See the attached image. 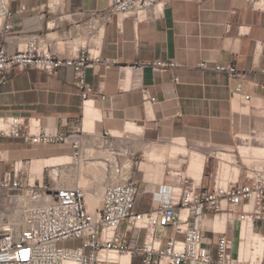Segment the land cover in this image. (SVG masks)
<instances>
[{
    "label": "crops",
    "instance_id": "0c3cea01",
    "mask_svg": "<svg viewBox=\"0 0 264 264\" xmlns=\"http://www.w3.org/2000/svg\"><path fill=\"white\" fill-rule=\"evenodd\" d=\"M111 3L112 0H66L63 8L49 9V0H13L9 20L13 34L6 42L9 50L31 37H39L62 57L75 56L87 46L99 60L87 70V80L94 87L87 106L83 105L72 68L63 66L55 75L26 68L14 70L1 89L0 114L22 116L50 134L81 127L85 150L103 147L110 137L137 160L134 177L140 182V192L136 209L148 211L157 206L154 193L161 185L179 183L178 172L212 187L218 161L214 159L211 165L209 156L190 151L185 142L215 149L225 147L232 152L241 147V153L245 148L242 157L248 161L250 147L245 145L254 138L253 134L264 139V90L259 86L264 82V8H253L251 0H170L160 12L152 9L139 17L115 15L96 40H89L88 24L93 13L109 8ZM155 60H174L180 65L157 72L146 65L141 67ZM202 61L235 65L245 72L242 83L244 91L252 95L251 100L245 102L241 95L232 94L237 79L226 71L200 68ZM136 74L149 86L157 99L155 103L144 104L140 91L128 88ZM122 75L126 77L124 84H120ZM174 77H179V82ZM106 132L110 135L106 136ZM174 139L177 141L173 144H155ZM178 146L185 150L172 152ZM254 149L264 153V147ZM138 151L144 153L142 160L137 157ZM70 153L69 145L0 138V178L16 161L33 160L37 167L55 166L70 158L66 155ZM187 154L190 157L186 169H168L171 164L164 163L170 157ZM194 157L202 162L199 172L191 168ZM52 158L58 161L45 162ZM230 161H224L227 171ZM42 174L35 178H42ZM226 174L221 173L223 177ZM225 222V216L219 215L205 224L223 229ZM238 229L236 223L232 234L235 240ZM258 230L264 236V222L258 224ZM165 233V240L168 236L183 238L171 227ZM207 235L214 236L211 232ZM144 238L143 229L136 239L129 232L136 246H141ZM63 244L77 246L80 242ZM115 263L142 264V255L124 254Z\"/></svg>",
    "mask_w": 264,
    "mask_h": 264
},
{
    "label": "built area",
    "instance_id": "2783aa9c",
    "mask_svg": "<svg viewBox=\"0 0 264 264\" xmlns=\"http://www.w3.org/2000/svg\"><path fill=\"white\" fill-rule=\"evenodd\" d=\"M12 1L0 0V92L14 70L36 68L55 75L61 67L67 66L74 70L83 105L87 106L94 91L87 80V70L94 67L99 58L87 46L75 56L62 57L52 51L46 39L39 37H31L9 50L6 42L13 34L9 22L13 15ZM169 1L112 0L109 8L93 13L88 24L89 40H96L115 15L139 17L152 9L160 12ZM65 4L66 0H49L48 8L60 9ZM251 4L255 9L264 8V0H251ZM144 65L157 72L180 64L174 60H155L141 67ZM199 67L228 72L238 80L231 89L232 94L241 95L245 102L251 100L252 95L244 91L242 83L246 73L235 65H210L202 61ZM125 79L122 75L120 84H124ZM174 81L179 82V77H174ZM259 86L264 90V82ZM128 88L139 90L144 104L157 100L140 74L134 76ZM81 134V127L68 133L50 134L38 124L26 122L22 116L0 114V138L39 145H69L73 149L71 158L76 161L84 158V152L89 150L83 148ZM93 148H103L109 154L104 159L106 183L93 209L87 200L88 188L79 183L60 184L64 168L61 166L66 163L58 165L56 176L55 166L49 170V179L55 185L46 183L43 177L32 182L31 171L19 166L18 161L5 171L0 178V264H65L69 260L77 264L114 263L105 257L108 253L141 254L142 264H264V236L258 230V224L264 222L263 167L247 166L242 174L231 170L230 176L223 178L218 160L212 187L202 186L178 172V184L161 185L154 193L155 208L138 211L140 182L134 177L135 157L128 151L125 153L110 137L103 147H90ZM227 151L225 147H218L214 153L219 159L218 154ZM88 158L86 155L85 159ZM217 215L225 216L223 229H216L213 223L205 224ZM236 223L239 224L238 240L232 235ZM168 227L183 238L168 236L165 240ZM142 229L145 230L143 244L136 246L129 239V232L136 239ZM209 232L214 236L208 237ZM254 236L262 240L261 255H253ZM72 240L80 244H63Z\"/></svg>",
    "mask_w": 264,
    "mask_h": 264
},
{
    "label": "rangeland",
    "instance_id": "374dc122",
    "mask_svg": "<svg viewBox=\"0 0 264 264\" xmlns=\"http://www.w3.org/2000/svg\"><path fill=\"white\" fill-rule=\"evenodd\" d=\"M254 138H251V142L249 144H242L245 146L250 147L249 152H248V161L245 160L244 157H242V153H241V147L240 149H238L237 152H231V151H227L228 154L224 155V159L225 160H233V162H231V166H228V171L227 174L224 178H227L230 176L231 174V170H234V172H236V174L239 173H243L247 170V166H256L257 168L263 167L264 168V153H258V151H256L254 148L255 147H264V139L262 136H257V134H253ZM177 140H166V141H159L156 142L155 144H173L175 143ZM241 144V142H240ZM64 144H56V145H51V146H63ZM153 144H150V146H152ZM185 145L188 147V149L190 151L193 150H197L200 152L205 153L207 156L210 157V164L212 165L213 160L215 159V161L220 160V163L224 162L225 160H221V156L220 154H218L219 159L216 157L215 153L216 149L213 147H200L198 145L195 144H191V143H186ZM149 146V147H150ZM71 148V147H70ZM87 152V154H86ZM73 154V149L71 148V153L70 154H66L69 155L71 157V155ZM143 151H138V159L142 160L143 158ZM65 155V154H63ZM87 157H89L88 159H85ZM108 152L106 150H104L103 148H93V149H89L88 151L84 152V158L76 161V159L74 158H67L64 159L63 161H66V165L61 166L64 167L62 168V179H61V185L65 184V185H75V184H81L84 187L90 189L91 185L89 184V180L91 179L90 177L85 176L86 173L82 170V163H89V162H95V161H105V157H108ZM190 157L189 154L187 155H178L176 157H170L168 158V160L166 162H164L165 164H171L172 167H168V169H172L174 168V166H179L183 169H186L187 167V160ZM262 157V158H259ZM71 160V161H70ZM33 160H19L18 161V165L21 166L23 169H27L29 171H31L30 173V178H34L38 177L39 175L42 174V169H43V174L42 177L44 178V181L50 182V184L55 185L56 183H53L50 181L49 179V170L52 168L51 167H37L36 166V162H32ZM70 161V162H69ZM15 163V162H14ZM163 164V163H161ZM83 166V165H82ZM227 166V165H225ZM103 176L106 177V170H105V164L103 166ZM64 169V171H63ZM92 170V169H91ZM96 174V173H95ZM97 179V178H96ZM95 179V180H96ZM209 180V178H208ZM117 256V255H116ZM122 256V255H121ZM121 256H117V257H121Z\"/></svg>",
    "mask_w": 264,
    "mask_h": 264
},
{
    "label": "bare ground",
    "instance_id": "6f19581e",
    "mask_svg": "<svg viewBox=\"0 0 264 264\" xmlns=\"http://www.w3.org/2000/svg\"><path fill=\"white\" fill-rule=\"evenodd\" d=\"M184 150L185 149L183 147L178 146V147L173 148L172 152H178V151H184ZM245 150L246 149L243 148L242 149V153H245ZM124 152L126 153L127 150H124ZM225 154H228V153L227 152L220 153L221 160H224V155ZM57 161H58V159L52 158V159H47L45 162L48 163V164H54V162H57ZM65 162L66 161L60 162V163L55 165V167H54L55 176H56L57 173H59L60 167L58 165L64 164ZM231 162H233L232 159L230 161V164H231ZM201 163L202 162H201V160L199 158L194 157L191 160V168L194 169L196 172H199L201 170ZM104 164H105V161H95V162H89V163H82L83 166L81 165L82 170L86 173L85 176L88 175V177L91 178L88 181L89 184L91 185V187H90L89 192H88L87 200H88V203H89V205H90V207L92 209L97 205L98 200L101 197V193H102V189L104 187V184L106 183V177L103 176V171H102L104 169L103 168ZM49 166H54V165H49ZM38 167H40V165ZM105 167H106V164H105ZM226 172H227V167L225 166V163L223 162V163H221V173L225 174ZM34 180H35L34 178H31L32 182ZM175 190H178V189L175 188ZM217 216H219V215H217ZM217 216L214 219H216ZM254 239H255V249L253 251V255H261L262 249H263V248L261 249V240L258 237H256V236H254ZM105 257L108 258V259L113 260L114 263L119 258L113 253H108V254L105 255ZM65 264H77V263H75L74 261L69 260V261H66ZM110 264H113V263H110Z\"/></svg>",
    "mask_w": 264,
    "mask_h": 264
}]
</instances>
